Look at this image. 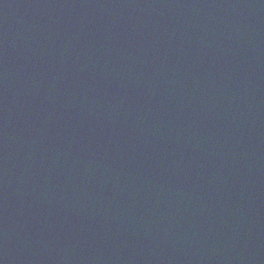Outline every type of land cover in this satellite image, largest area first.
<instances>
[{"label": "water", "instance_id": "water-1", "mask_svg": "<svg viewBox=\"0 0 264 264\" xmlns=\"http://www.w3.org/2000/svg\"><path fill=\"white\" fill-rule=\"evenodd\" d=\"M0 264H264V0H0Z\"/></svg>", "mask_w": 264, "mask_h": 264}]
</instances>
